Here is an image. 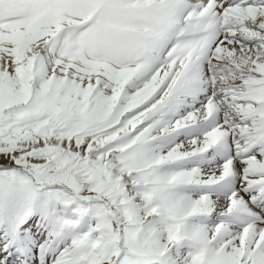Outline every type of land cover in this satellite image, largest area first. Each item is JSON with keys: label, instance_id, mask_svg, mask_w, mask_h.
<instances>
[{"label": "snow or ice", "instance_id": "snow-or-ice-1", "mask_svg": "<svg viewBox=\"0 0 264 264\" xmlns=\"http://www.w3.org/2000/svg\"><path fill=\"white\" fill-rule=\"evenodd\" d=\"M0 264H264V0H0Z\"/></svg>", "mask_w": 264, "mask_h": 264}]
</instances>
